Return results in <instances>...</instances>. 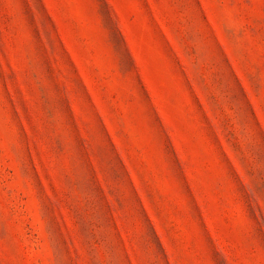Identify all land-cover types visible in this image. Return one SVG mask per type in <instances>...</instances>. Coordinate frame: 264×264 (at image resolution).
Returning <instances> with one entry per match:
<instances>
[{
  "label": "rangeland",
  "instance_id": "374dc122",
  "mask_svg": "<svg viewBox=\"0 0 264 264\" xmlns=\"http://www.w3.org/2000/svg\"><path fill=\"white\" fill-rule=\"evenodd\" d=\"M0 264H264V0H0Z\"/></svg>",
  "mask_w": 264,
  "mask_h": 264
}]
</instances>
